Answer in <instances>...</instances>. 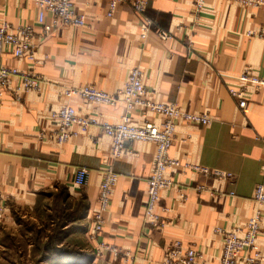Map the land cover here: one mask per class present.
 <instances>
[{"label": "crops", "instance_id": "1", "mask_svg": "<svg viewBox=\"0 0 264 264\" xmlns=\"http://www.w3.org/2000/svg\"><path fill=\"white\" fill-rule=\"evenodd\" d=\"M74 2L77 11L88 15L89 27L64 25L41 41L35 5L0 0V24L34 25L37 43L34 61L10 53L1 60L44 80L41 89L18 91L19 80L14 79L11 89L0 95V197L7 206L0 223V262H9L10 241L19 237L22 221L35 218L48 194H59L62 188L67 189L65 211L75 212L82 198L88 203V210H78V229L83 228L84 240L90 235L112 143L101 124L121 120L128 109L123 101L109 106L71 99L79 115L95 117L98 124L86 133L71 126L76 134L64 144L56 141L51 114L66 102L65 87L94 84L115 94L139 67L151 96L212 118L209 125L180 120L170 155L232 172L234 178L167 170L178 186L161 191L157 212L163 223L154 227L145 221L144 207L157 147L127 143L128 152L112 161L118 182L95 242L120 252L97 255L90 241L95 257L88 264H164L166 250L177 240L201 251L205 263L219 264L221 231L244 223L257 210L264 215V206L253 198L256 185L264 181V89L251 88L246 113L228 90L240 84L238 77L246 69L264 76V7L205 0L204 12L196 13L194 0H148L145 17L123 3L109 18V0ZM130 114L132 123L162 121L152 112L143 116L137 109ZM80 167L89 171L82 188L74 184ZM200 184L206 188L198 191ZM257 243L262 257L255 264H264V218ZM82 250L78 263L86 260L87 249Z\"/></svg>", "mask_w": 264, "mask_h": 264}, {"label": "built area", "instance_id": "2", "mask_svg": "<svg viewBox=\"0 0 264 264\" xmlns=\"http://www.w3.org/2000/svg\"><path fill=\"white\" fill-rule=\"evenodd\" d=\"M32 2L37 8L36 25L41 27V41L50 34L56 32L61 26L75 28H87L90 25L89 17L85 11H77L75 0H25ZM195 12L205 10V0H194ZM226 3H238L246 8L264 7V0H221ZM129 4L139 15L145 17L148 0H109L107 17L114 16L120 4ZM147 21L150 20L146 17ZM147 26V25H146ZM147 30V27H146ZM36 32L34 25L24 23L13 27L8 21L0 24V95L7 89H11L14 79H18V91L41 89L44 85L43 78L32 71H23L17 67H11L3 63L1 57L4 53H10L16 58H27L34 61ZM146 38V32L142 34ZM240 84L228 88L232 98L236 99L238 107L246 113L251 98V88L264 89V76L258 70L246 69L239 75ZM67 99L61 107L52 112L51 118L56 124L55 138L58 144L66 143L76 131L71 126L77 125L82 133H86L92 125L98 124L95 117L82 116L77 113L71 104L73 98H81L87 102L115 106L123 101L128 109L126 115L117 122L105 121L101 124L106 136L111 138L109 161L104 171L100 194L99 209L92 216L90 241L93 243L97 255L111 251L114 255L119 254V249L105 243H95L98 235L103 231L106 222L105 215L109 212L112 196L118 182V173L115 171L112 161L121 159L127 152V143L140 141L156 144V155L153 171L148 178L147 202L144 207L145 221L154 226H162V216L157 212V206L161 198V191L175 188L178 183L168 176L167 170L174 169L176 173L191 171L217 180H229L234 174L221 169H212L208 166L186 161L170 155V149L175 141L176 127L180 120L188 123L197 122L209 125L212 118L207 113H193L184 110L176 102H161L151 96L144 82L143 72L139 67H134L127 78L125 86L110 93L98 88L94 84H85L78 87H65L62 91ZM139 110L145 116L148 112L156 114L162 119L158 125L149 120L132 123L131 111ZM89 171L80 167L76 171L74 184L82 188L87 184ZM206 188L200 184L196 186L198 191ZM212 194H216L212 191ZM232 197L235 192L229 193ZM181 196H184L181 194ZM254 200L264 206V181L258 183L253 193ZM6 203L0 197V223L4 219ZM264 215L257 210L255 215L244 223L229 229L222 230V254L219 264H255L262 255L257 243L258 234ZM245 253V255H244ZM164 264H207L202 260V252L194 247H186L179 240L174 241L166 250Z\"/></svg>", "mask_w": 264, "mask_h": 264}, {"label": "rangeland", "instance_id": "3", "mask_svg": "<svg viewBox=\"0 0 264 264\" xmlns=\"http://www.w3.org/2000/svg\"><path fill=\"white\" fill-rule=\"evenodd\" d=\"M49 196L48 201L42 204H46L44 208L35 213V218L22 221L19 237L10 241L12 251L8 253L9 262L0 263L74 264L72 261L76 259L77 264H88L95 257L89 236L84 240L83 228L78 229L77 209L75 212L64 209L59 215V199L54 194ZM74 207L77 208V204ZM83 248L87 249L86 260L78 263L77 252L82 254Z\"/></svg>", "mask_w": 264, "mask_h": 264}, {"label": "trees", "instance_id": "4", "mask_svg": "<svg viewBox=\"0 0 264 264\" xmlns=\"http://www.w3.org/2000/svg\"><path fill=\"white\" fill-rule=\"evenodd\" d=\"M61 191L62 192H60L59 194H57V193H49L48 195H52V194H54L56 197H57V199H59L58 201H57V205L59 204L60 205V209L58 210V214L59 215H61V213L63 212V210H64V206H62L64 203V201L66 200V197H67V194H66V192H67V189H65V188H62L61 189ZM84 207H85V209H87L88 210V203L85 201V199H83L82 198V200H81V202H80V204L78 205L77 204V213H78V210L80 209V212L82 213L83 212V210H84ZM87 207V208H86ZM68 212V211H67ZM79 215V214H78ZM77 215V216H78Z\"/></svg>", "mask_w": 264, "mask_h": 264}]
</instances>
